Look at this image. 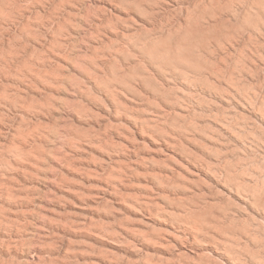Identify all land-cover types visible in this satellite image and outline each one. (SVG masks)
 I'll return each mask as SVG.
<instances>
[{
    "label": "rangeland",
    "instance_id": "374dc122",
    "mask_svg": "<svg viewBox=\"0 0 264 264\" xmlns=\"http://www.w3.org/2000/svg\"><path fill=\"white\" fill-rule=\"evenodd\" d=\"M0 264H264V0H0Z\"/></svg>",
    "mask_w": 264,
    "mask_h": 264
}]
</instances>
